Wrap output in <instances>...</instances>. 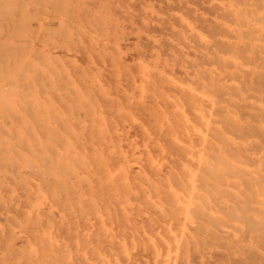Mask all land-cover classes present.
Instances as JSON below:
<instances>
[{
  "label": "rangeland",
  "instance_id": "obj_1",
  "mask_svg": "<svg viewBox=\"0 0 264 264\" xmlns=\"http://www.w3.org/2000/svg\"><path fill=\"white\" fill-rule=\"evenodd\" d=\"M74 1H76V2H74ZM109 1L110 0H108V1L107 0H73V1H71V0H0V112H2L0 114V162H1V164H0V205H1V208H0V264H23V263L25 264V262H26V264H82V263H84V264H141V263L142 264H159V263L162 264V257H163L162 254L164 251L163 249L166 247V249L170 248V250H172L175 246L173 235L175 233V225L178 222L179 209H178V206H176L175 198L172 196V195L175 196L174 192H175V190H176V192L178 190L177 189V183L178 182L176 184L174 182H176L178 180V178L180 177L179 170L181 168L183 169V168L189 167L188 158H189L190 154L196 152V149L199 150L198 148L200 146V142H199V140L197 141L195 138L196 133H195L194 129H198L200 127H201L200 129H202V130H203V128L205 129V125L203 122L204 119L200 121V122H203V124H201L199 122V119H200L199 116L204 118L205 110H204L203 106H201L195 100H193V101L191 100L189 102L184 101V100L182 101L181 95H183V98H185V100H187L189 97L192 96V94H191L192 92L189 93L188 89H186V88L184 90H182V91H184V94L181 93V91H179V89L176 90L175 86H173L174 84L173 83L171 84V82L169 80L172 77L171 80L175 81L176 80V79H174L175 76L170 75L169 77L167 76L168 78H166L165 77L167 75L166 72L161 70L162 71L161 73L160 72L157 73L155 71V67H153L154 63H156L154 60L157 59L154 57H156L157 55H162V54H160V51L163 50V48H162L163 46H161L160 48H155L154 46L158 45V43H156V41L159 42V44L163 43L161 41L163 36H162V34L159 33L162 37L159 39V38H157V36H155L156 37V40H155V39H152V38H155L153 34L156 35L158 33H155V32L151 33L150 32L153 35V36H149V39L152 37L151 38L152 40L151 39L150 40L153 43H151V41L148 40V36H147V34L149 35L150 33H147V32H149L148 30L153 31L152 30L153 28L151 29V27L154 26L153 23L155 21H157L158 19H160V17H163L167 21L169 19L166 16H164L162 14V12L161 13L156 12V11L154 12L153 11L154 9L150 5L145 7L148 11H145L143 14H142V12L137 13L138 16L140 15L139 18H138V16H137V18H134L136 16H134L133 18H127L128 16L132 17V15H134L133 13H135V11H128V12L126 11V13L118 12L117 9L119 8V6H118L119 2H116V0H114L115 1V4H114L113 1L111 0L112 3L114 4V5H111L110 4L111 2H109ZM94 2H96V3H94ZM148 2L149 1H147V4H148ZM87 4H89V5H87ZM110 6H112L113 8L115 7V9H113V10H115V12L111 11L112 7H110ZM108 7H110L111 9L110 8L108 9ZM116 7H118V8H116ZM56 9H58V10H56ZM91 9H93V10L91 11ZM78 12H80V14H78ZM120 13L122 15L126 14L128 16H125L126 18H123L124 19L123 20L122 15H120ZM155 13H157L156 15L158 18L155 17L156 15L153 18V15ZM158 13H160L161 15ZM163 13L169 14L171 12H163ZM115 14L121 16V19H118ZM175 14L177 15V12ZM172 15H173V17L176 18V15H174V12ZM172 15L170 14L169 16H172ZM4 16H5L6 20L3 19ZM115 17L118 20L115 19ZM143 17H144V19L147 18L145 20V21H147V23L144 21ZM175 18L173 20L175 27H171L169 29L170 31H172V29H174V28H176V29H174L173 31L178 30V28H177V22L178 21ZM134 19L136 21H138L139 24L142 23V22H140V20L142 19L141 20V21H143L142 24L146 23V25L148 24L150 26L149 29L147 28L148 26H146V28L148 30L142 29V28H144V25H143V27L140 26L141 28H139L137 26V28H134L135 30L131 29V31L133 30V33H134V31L137 33V31H139V29H141L140 30L141 32H138L139 34H141L140 35L141 37H145L144 32H146L147 33L146 34L147 40L149 41V43L151 45L152 44L154 45L152 47L155 48V50H150L153 48H151V45L149 43L148 44L150 45V49H147L148 47L146 46L147 51L148 52L151 51L149 53L150 55L157 54L152 58V62H147L148 65L145 61V59L147 61L149 59V57L147 59L148 53H147V51H145V48H143L145 46H141L142 44L144 45V43H147L148 41L146 40V42H145L142 39H140L141 37H139V41L141 40L144 43L141 44V43H139V41L137 43L136 41H137L139 35L137 36L136 34H133L132 32H129V34L126 35V33H128L126 31H128V30H126L125 28H122V26H123L122 24H124V26H125V23L126 24L128 23L126 25L127 27H129V26L131 27V25L136 26V24H135L136 22L135 23L133 22ZM162 19H160V20L162 21ZM160 20H158L159 24L157 22V28L159 26V29H160V27H161V29H163L162 26H164V27H166V26L164 24H161ZM111 21L113 22V24L114 23L115 24L114 25L111 24L112 23ZM148 21H150V22L154 21L153 23L151 22L153 24V26L151 25L150 22H149L150 23L149 24ZM169 21H171V20H169ZM163 23H165V22H163ZM173 23H171V24H173ZM92 24H94V26ZM155 24H156V22H155ZM106 25L107 26L113 25V27L108 26L109 27L108 28ZM119 25H120V27H119ZM160 25H162V26H160ZM166 25H168V24H166ZM104 26H105V28H107L106 29L107 31H109L111 34H113V37L110 36L111 35L110 33H109L110 37L108 35H106L109 37V38L108 37L107 38L110 39V40L107 39L108 42L109 41L115 42V44H117V42L111 41V39L116 40V39H118V35L122 34V32L123 33L126 32L125 35L123 34L121 36L122 38L119 36V39L117 40L118 45L114 46V44H111L110 42L108 43L106 41V38H104L106 36L103 33L107 32V31L106 30L104 31ZM114 26L116 28L118 27L119 29L122 28L121 30H123V29H125V30L120 31L118 28L116 29ZM95 28L96 29L98 28L99 30L98 29L96 30ZM131 28H133V27H131ZM100 29H103V30L101 31ZM117 30L120 31L119 34H118ZM162 31L164 32V30H161V32ZM116 33H117V36L114 35ZM142 33H143V35H142ZM132 34L136 35L137 37L132 36ZM159 34H158V36H160ZM114 36H116L117 38H115ZM167 36H168V40H169V38L173 39L172 38L173 35H172V37H169V34L168 35L166 34L165 37H167ZM131 37L135 38L136 41H135V39H132L130 41H132V42L134 41L135 42L134 44H138V45L140 44L138 48H137V45L134 46V44L132 42H129L128 40H126V41H128L126 43L125 40H123V38L131 39ZM120 39L122 40L121 41L122 45L119 47V45H120L119 40ZM145 39H146V37H145ZM157 39H159L160 41H158ZM165 39H167V38H165ZM162 40H164V39H162ZM174 40L176 41V39H174ZM174 40L173 41L170 40L168 42V44L173 43ZM105 43H108V45ZM131 43L134 46L133 48H137V49H135L136 53H137V50L139 48L143 52L144 51L146 52V53H143L142 51L139 52V53L146 54L144 56V57H146L145 59H144V57L141 58L143 55H141V56L139 55V58L137 59V56H138L137 55V56H135L136 57L135 59L137 60V62L136 63L134 62L136 60L134 59V57L132 55L130 56V54L133 53L132 51H134V50H133V48L131 49L132 45L128 46ZM101 44H102V47H101ZM104 44H105V46H104ZM110 44L113 45L115 49H117L116 48V46H117L118 49L114 50L112 47H108L110 49L112 48L113 50H110L108 48H107L108 49L107 50L106 48H104L107 46H111ZM170 46H172V45H170ZM14 47L15 48L17 47V48L15 49ZM184 48L188 50V48L183 47L181 49V51L183 53H185ZM156 49H158V50L160 49V50L158 52H156ZM100 51H101V53L104 52L103 55L100 53ZM114 51L115 52L118 51V52L115 53ZM168 51L169 50H167V52ZM171 52H173V51L171 50ZM187 52H189V50ZM136 53H135V55H136ZM149 54H148V56H149ZM100 55H102V56L99 57ZM164 55L165 56H162L163 59L161 58L162 62L160 61L159 64H161L162 66H164L166 68L167 65H164L162 63L164 60V63L168 64L167 61H165V59L167 60L168 58H165L166 54H164ZM36 56H38V57H36ZM151 57L152 56H150V58ZM42 59H44V60H42ZM130 60H133V62H132V64H134L133 66H135V64H137L136 65L137 66L136 72L138 71L137 73L139 75L138 74L136 75L135 70L133 68H131L133 66L130 63L131 62ZM37 61H40V62L38 63ZM43 61L45 64L42 63ZM33 62L38 63V64L35 65ZM28 63H30V64L27 65ZM32 63L35 66L32 65ZM149 63H151V64H149ZM152 63H153V66L151 67L150 65H152ZM130 64H131V67H130ZM138 65L142 68H140ZM36 66H38V67H36ZM114 66H116V67L118 66L117 67V69L119 70L118 73L115 72L116 67H114ZM35 67H36V69H38L39 73H41V74H37L38 71H35L36 70ZM149 72L150 73L152 72L151 76H150ZM155 72H156V74H154ZM115 73H116V75H117L116 77L118 78L119 81L116 80L117 78L115 77ZM147 73H148V75H146ZM162 73L163 74L166 73V74L162 75ZM131 74L133 75V77L131 76ZM20 75H22V76H20ZM153 76H155V79L153 78L154 80H157V79L160 80L161 79L163 81V83L161 80L160 81L158 80L159 81V82L157 81L158 86H156V84H155L156 81H153V80L151 81V77H153ZM177 77L178 76H176V78ZM19 78H21V79H19ZM128 78H129V81H127ZM163 78L166 79V81L168 83L166 81H164ZM148 79H150V80L148 81ZM83 80L88 82L87 83L88 87L86 86L87 84L85 83V81H84L85 84L80 83V82H83ZM139 80H140V82H139ZM143 80H146V81L143 82ZM147 81H148V85L150 87H148ZM151 82H152V84H154V86L150 85ZM153 82H155V83H153ZM164 83H165V87L169 86L168 88L167 87L165 88L166 90L164 88L161 89V87H159V86H163ZM93 84H95L96 86ZM113 84H118V85L116 86ZM38 85L41 87H39ZM91 85H93L98 90V91H96V92H98V94L96 92H95V94H97L98 97L101 94L105 95L104 97H103V95H101L102 99L104 98V100H105L107 98L105 103H108V105L110 104V107H107V105L105 104L104 108L106 109V111L104 109V111H105L104 114H103V109H102L103 105H101L103 103V101L101 100L102 103L100 101H98L99 98L96 97L94 94V91L96 89H94L93 91L91 90L93 88L89 89V87ZM131 85L133 86V88H131ZM145 85H147V86L145 87ZM114 86L116 88L114 89V91H112ZM67 87H69V89ZM85 87L88 89H86ZM143 87L146 88L148 91L143 92V89H144ZM153 87H154V89H153ZM155 87H156V89H155ZM110 88H112L111 91H110ZM150 88L152 91H150ZM12 89H14V90H12ZM83 89H86L85 93H84ZM100 89L103 90L102 93H101ZM128 89H130V92ZM160 89L162 91H160ZM169 89H171V90H169ZM10 90L13 93H16V91H18V92L16 94H13V93H11ZM72 90L74 92L73 96L71 93ZM136 90H138V91H136ZM121 91H122V93H121ZM133 91H134V93L132 96L131 92H133ZM178 91L181 94H177ZM26 92H29V93H26ZM167 92H170L172 94L173 100H172V98H169V97H171L169 93H168L169 97L167 98V96H168ZM112 93H117V95L114 96L115 94H112ZM142 93H143V95H141ZM146 93H148L149 95H146ZM24 94L26 95L25 97H24ZM28 94H29V96H28ZM91 94H92V97L90 96L91 97L90 99H93V100H90L88 98V96ZM121 94H124V96ZM158 94H159V97H158ZM185 94L187 95V97L184 96ZM74 95L78 96V98L75 99ZM107 95H108V97H107ZM119 95H121L122 98L124 97L123 98L124 101L119 98ZM188 95H190V96H188ZM147 96H149V97L147 98ZM152 96L155 99L151 98ZM155 96H157V97H155ZM179 96H181V97H179ZM110 97L112 99H109V100H112V101L108 100V98H110ZM129 97L130 98L132 97L133 99H130ZM25 98L28 100V102L31 106L29 104L26 105L27 107L24 105L23 102L26 101L25 103H28ZM29 98H31V99H29ZM71 98H73V99H71ZM117 98L120 99L121 101L120 100L118 101ZM144 98H147L148 101L146 100L147 101L146 102L144 100ZM150 98H151V100H150ZM24 99H25V101H24ZM169 99L171 101H175L176 103L168 101ZM19 100L21 102L23 100L22 104H21V102H19ZM134 100L135 101L137 100L138 102L136 101L135 103L133 102V104H131L132 101H134ZM158 100L160 102H158ZM30 101H33V102H30ZM90 101H91V103H90ZM115 101H116V104H115ZM121 102H122V104H121ZM148 102L150 103V105H149V107L148 106L146 107V105L149 104ZM38 103H39V105H38ZM59 103L61 105L63 103L66 106L65 107L66 109L63 108L64 107L63 105H62V109H61V106ZM85 103H87V104L85 105ZM112 103L115 104V105L113 104V107L111 106ZM119 103L122 106L119 105ZM193 103H195V104H193ZM196 103H198V105ZM83 104H84V107H83ZM117 104H118V106H117ZM129 104H131L130 105L131 107L128 106ZM142 104H144V105H142ZM173 104H175L176 107L173 106ZM177 104L179 107H177ZM16 105H18L19 107L18 106L16 107ZM20 105H24L28 109L26 110V108L24 106L23 107L25 109L23 107L21 109ZM32 105H34V106H32ZM91 105H93V106H91ZM185 105H189V107L188 106L186 107ZM5 106H6V108L9 107V109H6ZM39 106L41 107V111H39V109H40V108H38ZM73 106H77V107H75V109H77L75 111V113L73 110L74 108L70 109ZM135 106H138L139 109L138 108H136V109H138L139 111L142 110L139 113L140 115L138 114V116H141L146 111H147V113L149 112L151 114L145 113L141 116V118L137 117L135 114H137L139 111L136 110L137 113L133 111L135 109ZM180 106L185 107L184 109L182 108L184 115L181 113L182 111H180V109H181ZM200 106L202 109L199 108ZM33 107H36V109L37 108L38 109L36 110ZM85 107H86V109H85ZM127 107H130V108H127ZM132 107H134V108L132 109ZM196 107H198L197 110H196ZM17 108H19V110ZM46 108H48V109H46ZM67 108H68V110H67ZM147 108L150 111H148ZM160 108H162V110H160ZM23 109H24V111L28 112L27 117L25 115L26 112H24ZM51 109L54 111L52 112ZM94 109L96 111L102 110V112L96 113V111ZM108 109H110V110H108ZM113 109H114V111H113ZM128 109H130V110H128ZM176 109H178V110L176 111ZM194 109L196 112L194 111ZM198 109H201V111ZM13 110H15V111H13ZM32 110L33 111L36 110V111L31 112ZM44 110H47V111H44ZM50 110L53 113V115L55 116L56 120L53 117V115H51ZM90 110H92L93 112L91 113ZM107 110H108V112H107ZM116 110H120V111L117 112ZM157 110H159V111H157ZM188 110L192 111V112H189ZM12 111L14 112V114H12L13 113ZM37 111H39V112H37ZM83 111H86V113L88 112L89 114L87 113V114H85V116L88 115L90 117L87 116L88 118L87 117L83 118V114L85 113V112L82 113ZM109 111H110V113H109ZM193 111L195 113H193ZM197 111H198V113H197ZM8 112H12L11 116H10V113L7 114ZM16 112H18L19 115ZM21 112L24 114H22ZM40 112H42V113H40ZM43 112L46 114L45 116H44ZM80 112L82 115L80 114ZM115 112H117L118 115L115 114ZM129 112H132V115H130L131 113H129ZM202 112H204V113H202ZM15 113L18 117H12L13 115H15ZM119 113H121V114H119ZM35 114H37V115L40 114L38 117H40L41 119L38 118ZM113 114H115L117 116L118 121L120 120L121 123L124 124L122 126L120 125L122 128L121 130L119 129L120 128L119 127L120 121L117 122L118 123L117 124V123H114V120L116 122L115 118H112V117L107 118V116H109V115L114 116ZM165 114L167 117H165ZM175 114H176V116H175ZM20 115H22V116H20ZM23 115H24V117H23ZM33 115L36 117H34ZM91 115L93 117H91ZM97 115H98V118H96ZM105 115H106V118H105ZM155 115H157L156 117H158L157 120H155L156 117L152 118ZM182 115H183V117H182ZM194 115H195V117L193 118ZM3 116H4V118H3ZM5 116H7L8 118H6ZM50 116L53 117V119H50ZM121 116H123V119L126 116V118H125L126 120L123 121ZM184 116H185V118H184ZM29 117H30V119H29ZM57 117H58V119H57ZM71 117L73 120L71 119ZM94 117H95V119H94ZM142 117H143V119H142ZM149 117L153 120H151V121L147 120ZM161 117H164V118H161ZM168 117H170L171 119ZM15 118H20V121H19V119H17V121H16ZM69 118H70V120H69ZM99 118H101L100 119L101 123H98V125H96V121L99 120ZM166 118L168 120L170 119L172 124L170 123V120L167 121ZM191 118L193 120H191ZM38 119H40L41 122H42V120L45 122H42V123L40 122L39 124H36L39 122ZM88 119H89V122H91V123H89L87 121ZM109 119H111L110 122H112V123H109L110 127L113 124L112 125L113 127H111V128L109 127V125H107L109 122ZM7 120H9V121L7 122ZM29 120H30V122H26ZM91 120L94 122V124L92 123ZM141 120L144 121V124L146 123L145 126H143L144 124ZM187 120H188L190 125L188 124V122H186ZM31 121H32V123H31ZM140 121H141V123H140ZM9 124L12 127L9 126ZM28 124H30L29 126H32L33 124L34 125L32 127L28 128L29 130L27 131L26 128L29 127ZM137 124L140 125V127ZM152 124L155 127L151 126V127H149L150 129L148 127H146V126H149ZM173 124H174V126H173ZM136 125L139 127V129L136 128ZM97 126H99V128H97ZM142 126H143V128H142ZM162 126L164 127V130L162 129L163 132H160V131H162L160 129ZM169 126L172 127V128L170 127V129H172L171 131L168 130ZM173 127H175V128H173ZM14 128H15V130H14ZM113 129H114V134L112 133ZM123 129H124V131H123ZM143 129H145V130H143ZM174 129L177 132H172V131H175ZM97 130H99L98 132L101 131V134H103V136H98L101 134H99L97 132ZM140 130H143L144 132L141 131L142 133L139 136L138 134L140 133L139 132ZM110 131H111V135H112L111 137H113V136L114 137L116 136V138L118 137L117 138L118 142H117L116 138H115V141L113 140L114 138L110 139L111 138V137H109ZM120 131H123V132H120ZM149 131H151V132H149ZM156 131H158V132L155 134ZM25 132H27L28 134ZM118 132H119V134H118ZM131 132H132V134H131ZM133 132H135V133L133 134ZM181 132H183V133H181ZM22 133L24 136L20 135ZM123 133H126L127 134L126 136L129 135L130 137L129 138L126 137L125 134L123 135ZM174 134H175V136H174ZM27 135H28V137H26ZM120 135L121 136L123 135L126 138L125 137L123 138V136L120 137ZM137 135L139 137L144 135V137H142L141 139H145V142H140L141 139L138 138ZM148 135H149V138L152 136L151 137L152 141H151V139H147ZM102 137H105V139L102 140L103 142L99 141L100 139H102ZM159 137H161V138H159ZM175 137L176 138L178 137V139H176V140H178L176 144H175L176 140H174ZM192 137L194 139V142L197 144L195 147H194L195 143L191 141ZM107 138H109V139H107ZM120 138H121V140L123 138L125 140V141L123 140V143L124 142H126V143L121 144L122 141L120 140ZM47 139H48V141H47ZM89 139H91V140H89ZM92 139L97 140V143L94 142ZM146 139L148 141L149 140L151 141V142L149 141V143H150L149 145H151L153 143L152 144V146L154 147V148L152 147L153 150L149 148L150 146L148 145V141H146ZM165 139H167L166 141H168V142H169V139H170V141L172 140L171 142H169L171 145L168 144V142H167V144H165V142H166V141H164ZM104 140H106L107 143L111 142L112 147L111 146L109 147L108 146L109 144L107 145L106 142H104ZM108 140H111V141H108ZM132 140H134L136 142L134 144H132ZM15 141H17V142H15ZM84 141H85V144L82 143ZM89 141L90 142L93 141L94 143L93 142L87 143ZM98 141L101 143V145L98 144ZM173 141H174L173 144L175 146L177 145V147L172 146ZM180 141H181V143H180ZM31 142H33V143H31ZM37 142H38V144H37ZM73 142L76 143V146H75V144H73ZM79 142L81 144L80 145L81 147H79ZM114 142L115 143L117 142L118 144L115 145ZM137 142L141 143L142 145L141 146H140V144L138 145ZM29 143L32 146L29 145ZM40 143H41V145H40ZM92 143L94 145L92 147H90V150H88L89 146H91ZM102 143L103 144L105 143L107 146L105 144L103 145ZM143 143H145V144H143ZM156 143H158L161 146V147L157 148L159 150V152L161 153L160 155L158 154V150L155 148L158 146V144H156ZM8 144H12L11 146L13 147L14 150ZM17 144H18V146L21 145V147H23L24 151L21 152V154L23 153L22 155H19V152L22 150V148L18 147V146L14 147ZM128 144L130 145V147ZM37 145L39 146V148L44 147L46 145L45 148H43V149H45L47 151H45V150L41 151L43 149H39ZM102 145L104 146V148H102ZM117 145L119 146L120 150L118 149ZM9 146L11 147L10 150L8 148ZM29 146H30V148L32 147L31 149L29 148L30 151L27 149ZM33 146H34V149H33ZM48 146L50 149H48ZM84 146H85V148H84ZM99 146L101 148H99ZM125 146H127V147H125ZM182 146H184V147L181 148ZM3 147H6V148H3ZM35 147H36V149H35ZM72 147H74V149ZM97 147L99 150L97 149ZM173 147H175V148L173 149ZM24 148L28 151H26ZM37 148H38V150H37ZM76 148L77 149L79 148V150L77 151ZM133 148H135V149H133ZM144 148L145 149L147 148L150 151L149 150L145 151ZM176 148L177 149L180 148V150H177ZM16 149L18 150V154L15 155V153L17 152V151H15ZM82 149L83 150L86 149L87 151L86 150L83 151ZM94 149H96L97 152ZM115 149H118V150H115ZM128 149H130V151ZM136 149L139 150V152L143 156L139 155L140 154L139 152L137 154V152L135 151ZM154 149H156V150H154ZM163 149H164V151H162ZM187 149H189V150L187 151ZM48 150H51L52 152L48 151ZM53 150L55 151L54 153L57 152L56 155H54ZM100 150H101V152H103L102 150H104V152L101 153ZM125 150H127V152ZM141 150H143V151L141 152ZM13 151H15V152H13ZM37 151H39V152L41 151L43 154L41 152L36 154ZM69 151H71V154ZM90 151H91V153L94 152L95 154L93 153V155L89 158V156L91 154H88L89 155L88 156L87 153L86 154H84V153L85 152L90 153ZM165 151H166V153H165ZM46 152H48L47 155H46ZM78 152L79 153L83 152V153L82 154L80 153V156H79ZM114 152H116L117 155ZM147 152H150V153L147 154ZM151 152L153 154L152 156H150ZM27 153L29 156L28 155L25 156V154H27ZM96 153L97 154L101 153V154H98L99 156L100 155L101 156L99 157ZM108 153H109V158H111V160L108 158V155H107V157H105L106 162L105 161L102 162L104 160V156H106V154H108ZM113 153L116 155V157L114 156ZM154 153H157V154L154 155ZM188 153H189V155H188ZM40 154H42L41 156L46 155L45 158L44 157L42 158L40 156ZM75 154H77V155L75 156ZM102 154H104V155L102 156ZM131 154H132V156H131ZM144 154H145V156H144ZM64 155L68 156V157H69V155H71V156H70V158H63V157H65ZM111 155H112V157L113 156L114 157L112 158ZM120 155H122V157ZM148 155L152 158H154V156H156V157L159 156L161 158L158 157L159 159L155 158V160H153L151 158V161H150V160H147V157H149ZM10 156L11 157L17 156V157L12 158V160L15 159L14 161H11L12 163H10V160H11ZM32 156H33V158H32ZM38 156L40 159L38 158ZM72 156H74V157H72ZM78 156L80 157V159H77V158H79ZM133 156H135V157L132 158ZM139 156H140V158H138ZM18 157H19V159H17ZM20 157L26 163H27V161H28V163H29V161L31 163L24 164L25 163L24 161H22L20 163V161H19ZM84 157L86 158V160L90 159L89 161H87L88 163L84 160L85 159ZM173 157L174 158L176 157L174 160H176L175 162L178 163V165L176 163L172 162V161H174ZM35 158H37L38 160L37 159L35 160ZM47 158H49V159H47ZM53 158L54 159L56 158V159L54 160ZM62 158L64 159L65 162L62 161L63 160ZM71 158L77 159L79 161V163H75L74 161H76V160L74 159V161H73ZM92 158H94V159L96 158L97 160H99L101 162L98 163L96 159L94 161V159H92ZM116 158L118 160H116ZM126 158H127V160H126ZM168 158L170 161L168 160ZM44 159H47L51 163L46 162V160H44ZM66 159L67 160L69 159V162ZM130 159H131V162H130ZM144 159L147 161L143 162ZM156 159H158L159 161L158 160L156 161ZM160 159L161 160L163 159V160L161 161ZM164 159H167V160H164ZM39 160H40V163H39ZM107 160H110L111 163ZM114 160H116V161H114ZM119 160H121L122 162ZM138 160H140L139 162H141L142 160L143 161L141 163H139ZM15 161H16V163H18V162L19 163L17 165L16 164L14 165ZM44 161L46 162V163H44L45 165L42 164V166H41L40 164L43 163ZM117 161H119L118 162L119 164L115 163ZM67 162H68V164H67ZM71 162L73 164H71ZM82 162H83V164H82ZM91 162L92 163L95 162V163L92 164ZM96 162H97V164H96ZM108 162L110 164H108ZM129 162H130V164H129ZM137 162L139 164H137V165L134 164ZM157 162H158L159 166L164 165L162 168L164 171L167 170V172H164L163 170H159L161 167L156 165ZM63 163H64V165H66V167L63 165ZM104 163H106V164H104ZM144 163H146V164H144ZM154 163L156 166V167L155 166L154 167L157 168L158 170L153 169ZM78 164L79 165L81 164L80 168H79ZM116 164H117V166L114 167ZM143 164L146 166H144ZM149 164L150 165L152 164V165L150 166ZM33 165L37 166L38 168L37 167H36V169L32 168ZM93 165H95V168L97 170H95V168L92 167ZM142 165L146 168H147V165H149L150 168L148 167V170H150L152 168L151 169L153 171L152 175L150 174L152 171L151 172L147 171L146 168L142 167ZM28 166L30 167V169ZM45 166H46V168H45ZM54 166L57 168H55ZM58 166L61 167L60 170H59ZM85 166H88V168ZM177 166L179 167V170H178ZM99 167H102V170H101V168L99 169ZM107 167L109 169L112 168L113 170L111 169L109 172ZM132 167H134L133 171L135 170L134 174L136 172L137 175L136 174L133 175ZM17 168H18V171H17ZM65 168H66V170H65ZM72 168L74 170H72ZM78 168H79V170H78ZM84 168H85V170H83ZM135 168H137V170L139 172ZM38 169H39V171H38ZM75 169H76V171H75ZM90 169H91V171H90ZM130 169H131V172L129 173ZM142 169H143V171L145 169L148 173L142 172ZM175 169H176V171H175ZM56 170L57 171L59 170V171L57 172ZM77 170L79 171V173ZM81 170H83V171H81ZM100 170L104 171V173H106V174H104ZM107 170H108V172H106ZM12 171H14V172H12ZM22 171L24 174L22 173ZM66 171H68V172H66ZM88 171H90L89 172L90 174L88 173ZM92 171H93V173H92ZM95 171H96V173H95ZM64 172L67 174L71 172V174H69L70 178H67L66 176H68V175L67 174L65 175ZM72 172H73V174H72ZM76 172H77V174H76ZM80 172L82 174H80ZM124 172H126V173H124ZM172 172H174V173H172ZM1 173H2V175H1ZM56 173L57 174L59 173V175L57 176ZM84 173H86V174H84ZM114 173H115V175H114ZM121 173L125 174V175L127 173H129L127 175H130V177H132L131 175H133V178H129L130 179V181H129V179H127L129 176H127V175L121 176L122 175ZM163 173H165V174H163ZM19 174H21V175H19ZM87 174H89V175H87ZM118 174H120V176H121L120 179H119ZM161 174L164 177L161 176ZM63 175H65V176H63ZM103 175H107V176H103ZM176 175H178V176L176 177ZM33 176H35V177H33ZM37 176H38V178H37ZM60 176H62V177H60ZM81 176L84 179L82 181H80V180L78 181V179L82 178ZM135 176L136 177L138 176V177L136 178ZM73 177L74 178L76 177L77 179L76 178L74 179ZM146 177H147V179H146ZM170 177H172V179H173V177H176V178H174L172 180ZM66 178L68 179V181ZM138 178H140V179H138ZM8 179H9V181H8ZM64 179H65V181H64ZM114 179H116V180H114ZM141 179H143V180H141ZM169 179H170V182L167 181ZM92 180H93V182H92ZM174 180H176V181H174ZM73 181H75V184L73 183ZM101 181H102V183H101ZM142 181H145V182L143 183ZM49 182H51V183L48 184ZM95 182H96V184H95ZM125 182H126V184H125ZM19 183H20L21 187L23 186L21 189L19 188ZM52 183L55 184V187L57 188V190L54 187V184H52ZM83 183H84V185H83ZM112 183H113V187L111 186ZM117 183L120 185L117 186ZM127 183H128V185L132 186V189H131V186L127 185ZM34 184H35V187H33ZM46 184H48V185H46ZM154 184H155V186H154ZM174 184H175V186H174ZM169 185H171V187H168ZM70 186H72V187H70ZM85 186L87 187L88 190H86V188H84ZM157 186H158V188H157ZM26 187H27V189H26ZM49 187H50V189H49ZM71 188H73L75 192L72 191ZM41 189H42V191H41ZM46 189L49 193L46 192ZM135 189H137V191ZM130 190H133V191H130ZM97 191H99V192H97ZM138 191H140V192H138ZM172 191H174L173 194H172ZM28 192H29V194H28ZM86 192H88V193H86ZM95 192H96V194H94ZM158 192H159V194H158ZM21 193H22V195H20ZM50 193H52L51 194L52 196L50 195ZM40 194H42V195H40ZM47 194H49L48 197H47ZM120 194H121L122 198L120 197ZM60 195H62V196H60ZM128 195L131 197H128ZM139 196H140V199H139ZM72 197H74V199ZM118 197H120V198H118ZM131 198H133V199H131ZM172 198H174V200ZM75 200H77V202ZM137 200H139L140 203ZM152 200H154L155 202ZM52 201L54 202V204ZM81 201H83L84 203H82ZM142 201H145V202L147 201V202L145 203ZM127 202L128 203L130 202V203L128 204ZM174 203H175V205H174ZM151 204H152V206H151ZM46 205H48V206H46ZM173 205L175 206V209L177 208L176 210L173 208L174 207ZM146 206L148 208L149 207L150 208L148 209ZM116 208L119 210H117ZM157 208H159L158 211H157ZM146 211L149 214L146 213ZM54 212H56V213H54ZM117 212H119L120 215H118L119 213H117ZM44 214H46V217L44 216ZM143 214H145L146 216ZM140 215H141V217H140ZM142 217H144V218H142ZM97 218H99V219H97ZM155 218H156V220H155ZM140 221H141V223H140ZM5 225L7 228H4ZM162 225L164 227H162ZM62 227L65 230H63ZM6 229L9 230L8 233H6V231H7ZM61 231H64L63 234L61 233ZM91 235H93V237ZM116 235H118V236H116ZM70 236H72V237H71V240L69 239L70 240L69 241V240H67V238H70ZM32 237H33V239H32ZM87 239H89V241ZM1 240H2V242H1ZM19 240H20V242H19ZM21 240H23V242ZM86 251L88 252V254ZM159 251H161V252H159ZM21 252L22 253L25 252V253L22 254ZM123 252H125V253H123ZM38 254L40 256H38ZM6 255L8 258L5 257ZM11 255L13 258H11ZM25 255H27V256H25ZM88 257H90V258H88ZM120 257H121V259H120ZM78 258H80L81 260ZM105 258H106V260H105ZM88 259H91V260H88ZM107 261H110L111 263L107 262Z\"/></svg>",
  "mask_w": 264,
  "mask_h": 264
},
{
  "label": "bare ground",
  "instance_id": "obj_2",
  "mask_svg": "<svg viewBox=\"0 0 264 264\" xmlns=\"http://www.w3.org/2000/svg\"><path fill=\"white\" fill-rule=\"evenodd\" d=\"M71 1H73V0H71ZM108 1V0H107ZM113 1V3L115 4V1L114 0H112ZM112 1L110 0L109 2H111L110 4L111 5H114L113 3H112ZM147 1H149L148 2V4H147ZM74 2H76V1H74ZM88 2V1H87ZM92 2V1H91ZM116 2H119L118 3V6H119V8L118 7H116V8H118L117 9V11L118 12H124V13H126V11L128 12V11H135V13L137 14L138 12H142V14L145 12V11H148L145 7L146 6H148V5H150L154 10V12L156 11V12H162V14L164 15V16H166L169 20H171V21H167V20H165L163 17H160V19H162V21L160 20V19H158V20H160L161 21V24H164L166 27H164V26H162V25H160V26H162V28L163 29H161V27H160V29L161 30H164V32L162 31L161 32V30L159 29V26H158V28H157V22H158V20L157 21H155L156 22V24H155V22L154 21H151L153 24H154V26H153V24L150 22V21H148V23L150 22L151 23V25L153 26V27H151V29L153 30V31H151V30H148L149 28H150V26L147 24L146 25V23H147V21H145L146 19H144V17H143V19H144V21L146 22V23H144V24H142L143 23V21H141L140 20V22H142L141 24H139L138 23V21H136L135 19H134V23L136 24V26H134V25H131V27H133V28H131L130 26L129 27H127L126 25L128 24H126L125 23V26H124V24H122L123 26H122V28H125L126 30H128V31H126V32H128V33H126L125 31V33H126V35L127 34H129V32H132L133 33V30L131 31V29H134V28H137V26L139 27V28H141L140 26H142L143 27V25H144V28H142L143 30H148L149 32H147V33H153V32H155V33H160V34H162V36L160 35V36H158V34H153L154 35V37L155 36H157V38H161L162 37V39H164V40H162L161 39V41L163 42L162 44H159V42H157L156 41V43H158V45H156V46H154L153 44L151 45L150 43H149V41H151L152 39H155L156 40V37L155 38H150L149 39V36H153L151 33L148 35L146 32H144V34H145V37H146V39H145V37H141L140 35L141 34H139L138 32H141L140 30L141 29H139V31H137V33L134 31V33L133 34H136L137 36H138V39H137V41H136V39L135 38H132L131 37V39H126V38H123V40H125V42L127 43L128 41L129 42H132V41H130V40H132V39H135V41L138 43V41H139V37H141L140 39H142L143 41H145L146 42V40H147V36H148V42L147 43H144L143 41H139V43H144V45L142 44L141 46H145V47H143V48H145V51H147V49H150V45H151V48H153L152 46H154L155 48H160L161 46H163L162 48H163V50L162 51H160V54H162V55H157V54H153V55H150L149 53L151 52L150 50H155V48H153V49H150L149 51L150 52H148L147 51V53L149 54V56H148V54H147V59H148V57H149V59H148V61L145 59L146 57H144L146 54H143V53H146L145 51L143 52L140 48L137 50V53L135 52V49H137L138 47H139V45L138 44H134L135 42L133 41L132 43L134 44V46H136L137 45V48H133L134 46L132 45V43L131 44H129L128 46H130V45H132V47H131V49L133 48V50L134 51H132L133 53H131L130 54V56L132 55L133 57H134V59L136 58L135 56H137V59L139 58V55L141 56V55H143L141 58H143L144 57V59H145V61H146V63L147 62H152V58L155 56V55H157L156 57H154V58H157L156 60H154L156 63H154V66H153V63H152V65H150L151 67L153 66V67H155V71L157 72V73H161L162 71L161 70H163L164 72H166L167 73V75L165 76L166 78H168L170 75L171 76H175V78L174 79H176L175 81H173V80H171V78L169 79L170 80V82H171V84L173 83L174 85L173 86H175V89L176 90H178L179 89V91H181V93H183L184 94V91H182V90H184L185 88L186 89H188V91H189V93H191L192 94V96L191 97H189L187 100H185V98H183V95H181L182 96V101L184 100V101H187V102H189V101H193V100H195V101H197L201 106H203V108H204V110H205V116H204V118H202L201 116H199V122L201 121V120H203V122H204V125H205V129L203 128V130L202 129H200V128H198V129H194V131H195V133H196V140L198 141L199 140V142H200V146H199V150H197L196 149V152H194V153H191L190 154V156H189V158H188V160H189V167H186V168H181L180 170H179V167H178V170H179V174H180V177L178 178V180L176 181V180H174V181H176V182H174L175 184L177 183V192H176V190H175V192L174 191H172V194H173V192H174V194H175V196L174 195H172L174 198H175V203H176V206H178V209H179V214H178V222H177V224L175 225V233H174V235H173V239H174V248L172 249V250H170V248H167L166 249V247L163 249L164 251H163V257H162V264H264V0H116ZM79 3V2H78ZM94 3H96V2H94ZM87 5H89V4H87ZM90 7V6H89ZM110 7H112V6H110ZM110 7H108V9L110 8ZM122 7V8H121ZM82 8V7H81ZM91 8V7H90ZM121 8V9H120ZM60 9V8H59ZM111 9V8H110ZM113 9H115V7L113 8L112 7V9H111V11H113V12H115V10H113ZM7 10V9H6ZM56 10H58V9H56ZM93 9H91V11H92ZM95 10V9H94ZM31 12V11H30ZM163 12H171V13H163ZM173 12H174V15H176L175 13L177 12V15H176V18L175 17H173ZM135 13H133L134 15H132V17L130 16H128V15H122L121 13H120V15H122V19L123 18H126L125 16H128L127 18H133L134 16H136V17H134V18H137V16H138V14L136 15ZM160 13H158V14H160ZM78 14H80V12H78ZM113 14V13H112ZM146 14V13H145ZM157 13H155L154 15H153V18H154V16L156 15ZM172 15V16H169V15ZM87 15V14H86ZM114 15V14H113ZM116 15V14H115ZM161 15V14H160ZM80 16V15H79ZM117 16V18L118 19H121V16H119V15H116ZM124 16V17H123ZM140 16V15H139ZM139 16H138V18H139ZM155 17H157V15L155 16ZM165 17V18H166ZM116 17H115V19H117ZM158 18V17H157ZM171 18V19H170ZM174 18L175 19H177V28H178V30H175V31H173L174 29H176V28H174V29H172V31H170L169 29L171 28V27H175V25H174V23H173V20H174ZM4 20H6L5 19V16H4V18H3ZM99 19V18H98ZM117 19V20H118ZM97 20V19H96ZM114 20V19H113ZM124 20V19H123ZM90 22V21H89ZM102 22V21H101ZM112 22V21H111ZM163 22H165V23H163ZM169 22V23H168ZM91 23V22H90ZM149 23V24H150ZM171 23H173V24H171ZM24 24V23H23ZM103 24V23H102ZM106 24V23H105ZM111 24H113V22L111 23ZM115 24V23H114ZM113 24V25H114ZM120 24V23H119ZM139 24V25H138ZM158 24H159V22H158ZM166 24H168V25H166ZM172 26H171V25ZM93 26H94V24H92ZM100 25V24H99ZM113 25H108V26H112L113 27ZM96 26V25H95ZM107 26V25H106ZM107 26V27H108ZM146 26H148L147 28H146ZM115 27V26H114ZM119 27H120V25H119ZM169 27V28H168ZM88 28V27H87ZM103 28V27H102ZM109 28V27H108ZM116 28V27H115ZM114 28V29H115ZM118 28V27H117ZM116 28V29H117ZM122 28H118L120 31H123V30H125V29H123V30H121ZM25 29V28H24ZM90 29V28H89ZM96 29V28H95ZM98 29V28H97ZM96 29V30H97ZM107 28H105V26H104V31L106 30ZM44 30V29H43ZM99 30V29H98ZM101 31L103 30V29H100ZM119 30H117V32H118V34H119ZM135 30V29H134ZM138 30V29H137ZM107 31V30H106ZM157 31V32H156ZM159 31V32H158ZM29 32V31H28ZM52 32V31H51ZM50 32V33H51ZM143 32V31H142ZM108 33V34H107ZM110 32L109 31H107V32H104L103 34H105V36L106 35H110L109 34ZM125 33H123L122 32V34H120V35H118V39H119V36L121 37L123 34L125 35ZM165 33V34H164ZM132 34V36H136V35H133ZM146 34H147V36H146ZM164 34V35H163ZM168 35L169 34V37H172V35H173V39H171V38H169V40H168V36L167 37H165V35ZM172 34V35H171ZM114 35H116L117 36V33L116 34H114ZM142 35H143V33H142ZM108 36H106V37H104V38H106V41L108 42V40H110V39H108L110 36H112L113 37V34H111L109 37ZM116 36H114L115 38H117ZM136 36V37H137ZM108 37V38H107ZM167 38V39H165V38ZM122 38V37H121ZM108 39V40H107ZM118 39H111V41H116L117 42V44H115V42H110L111 44H114V46L115 45H118ZM159 39H157L158 41H160ZM174 39H176V41L174 40ZM126 40H128V41H126ZM168 40V41H167ZM170 40H174V42L173 43H170V44H168V42L170 41ZM27 41V40H26ZM121 39L119 40V47L122 45V43H121ZM47 42V41H46ZM108 42V43H109ZM124 42V41H123ZM176 42V43H175ZM108 43H105V44H107L108 45ZM150 45H149V44ZM151 43H153L152 41H151ZM155 43V44H156ZM38 44V43H37ZM40 44V43H39ZM99 44V43H98ZM105 44H104V46H105ZM110 44V45H111ZM170 45H172V46H170ZM114 46L113 45H111V46H107V47H104V48H108V47H112L114 50H117L118 49V47L116 46V48L117 49H115L114 48ZM148 48H147V47ZM101 47H102V44H101ZM183 47H186V48H188V50H189V52H187L188 50L187 49H185V53H183L182 51H181V49L183 48ZM15 48V47H14ZM17 48V47H16ZM15 48V49H16ZM100 48V47H99ZM103 48V49H104ZM110 49V48H108V49H110V50H113V49ZM142 48V47H141ZM142 48V49H143ZM147 48V49H146ZM11 49V48H10ZM98 49V48H97ZM96 49V50H97ZM107 49V50H108ZM130 49V48H129ZM130 49V50H131ZM160 50V49H159ZM158 49H156V52H158L159 51ZM167 50H169L168 52H167ZM171 50L173 51V52H171ZM187 50V51H186ZM99 51V50H98ZM102 51V50H101ZM101 51H100V53H101ZM104 51V50H103ZM140 51H142L143 53H139ZM115 52V51H114ZM118 51H116L115 53H117ZM99 53V52H98ZM104 53V52H103ZM103 53H101L102 55H103ZM135 53H136V55H135ZM153 53V52H152ZM155 53V52H154ZM134 54V55H133ZM164 54H166V57L165 58H168L167 60L165 59V61H167V63L168 64H166V63H164V60H163V63L162 64H164V65H167V67L165 68L164 66H162L161 64H159V62L161 61L162 62V59H163V57L162 56H165ZM102 55H100L99 57H101ZM40 56V55H39ZM150 56H152L151 58H150ZM36 57H38V56H36ZM45 58V57H44ZM162 58V59H161ZM42 60H44V59H42ZM136 60V59H135ZM151 60V61H150ZM131 62V64H132V62H133V60H130ZM139 61V60H138ZM30 62V61H29ZM35 62V61H34ZM33 62V63H34ZM38 63L40 62V61H37ZM135 63L137 62V60L136 61H134ZM142 62V61H141ZM32 63V65H36V64H38V63H34L33 64ZM42 63H44V61L42 62ZM140 63V62H139ZM144 63V62H143ZM30 63H28L27 65H29ZM45 64V63H44ZM131 64H130V67H131ZM141 64V63H140ZM145 64V63H144ZM149 64H151V63H149ZM34 65V66H35ZM134 64H132V66H133ZM137 64H135V66H133V67H131V68H133L134 70H135V73H136V75L138 74L137 72H136V68H137V66H136ZM147 65H148V63H147ZM39 66V65H38ZM38 66H36V67H38ZM46 66V65H45ZM139 66V65H138ZM36 67H35V69H36ZM114 67H116V66H114ZM118 67V66H117ZM117 67H116V69H115V72H117L118 73V69H117ZM140 67V66H139ZM90 68V67H89ZM140 68H142V67H140ZM139 68V69H140ZM25 69V68H24ZM33 69V68H32ZM150 69V68H149ZM160 70V71H159ZM35 71H38V69H36ZM75 71V70H74ZM78 72V71H77ZM156 72L154 73V74H156ZM33 73V72H32ZM134 73V74H135ZM150 73V72H149ZM152 73V72H151ZM151 73H150V76H151ZM166 73H164V74H166ZM19 74V73H18ZM37 74H41V73H39V71L37 72ZM120 74V73H119ZM153 74V75H154ZM163 73H162V75H164ZM36 75V74H35ZM139 75V74H138ZM146 75H148V73L146 74ZM20 76H22V75H20ZM19 76V77H20ZM32 76V75H31ZM76 76V75H75ZM117 75H116V73H115V77H116ZM131 76L133 77V75L131 74ZM130 76V77H131ZM168 76V77H167ZM176 76H178L177 78H176ZM147 77V76H146ZM145 77V78H146ZM117 78V77H116ZM149 78V77H148ZM155 79V76H153V77H151V81L153 80V81H156V83L155 82H153V83H155L156 84V86H158L157 84V81L159 80V79H157V80H154ZM159 78V77H158ZM19 79H21V78H19ZM18 79V80H19ZM40 79V78H39ZM67 79V78H66ZM144 79V78H143ZM164 79V78H163ZM36 80V79H35ZM68 80V79H67ZM87 80V79H86ZM117 81H119L118 80V78L116 79ZM147 80V79H146ZM146 80H143V82H145ZM150 79H148V81H149ZM161 80V79H160ZM159 80V81H160ZM38 81V80H37ZM69 81V80H68ZM82 81V80H81ZM84 81L85 80H83V82H80L81 84H83L84 83ZM127 81H129V78L127 79ZM148 81H147V85H148ZM158 81V82H159ZM162 81V80H161ZM164 81H166V79H164ZM90 82V81H89ZM135 82V81H134ZM137 82V81H136ZM139 82H140V80H139ZM138 82V83H139ZM142 82V83H143ZM167 82V81H166ZM72 83V82H71ZM85 83L87 84L88 82L87 81H85ZM84 83V84H85ZM129 83V82H128ZM127 83V84H128ZM162 83H163V81H162ZM168 83V82H167ZM23 84V83H22ZM21 84V85H22ZM38 84V83H37ZM70 84V83H69ZM90 84V83H89ZM92 84V83H91ZM145 84V83H144ZM24 85V84H23ZM93 85H95V84H93ZM93 85H91L90 87H89V89L90 88H93V89H91L92 91L94 90V89H96ZM113 85H118V84H113ZM130 85V84H129ZM147 85H145V87L147 86ZM150 85H153L154 86V84H152V82L150 83ZM168 85V84H167ZM30 86V85H29ZM39 86V85H38ZM82 86V85H81ZM84 86V85H83ZM87 87H88V84L86 85ZM96 86V85H95ZM136 86V85H135ZM39 87H41V86H39ZM101 87V86H100ZM148 87H150L149 85H148ZM147 87V88H148ZM159 87H161V89H165L166 87H165V83H164V85L163 86H159ZM169 87V86H168ZM167 87V88H168ZM68 89H69V87H67ZM66 88V89H67ZM86 88V87H85ZM116 87L114 86V88H113V90H112V88H110V91L112 90V91H114V89H115ZM131 88H133V86L131 85ZM136 88V87H135ZM144 88V87H143ZM142 88V89H143ZM171 88V87H170ZM65 89V90H66ZM67 89V90H68ZM71 89V88H70ZM86 89H88V88H86ZM86 89H83L84 90V93L86 92ZM102 89V88H101ZM100 89V90H101ZM145 89V90H144ZM143 89V92H145V91H148L146 88H144ZM153 89H154V87H153ZM155 89H156V87H155ZM160 89V91H162ZM12 90H14V89H12ZM43 90V89H42ZM129 90V92H130V89H128ZM135 90V89H134ZM166 90V89H165ZM169 90H171V89H169ZM168 90V91H169ZM11 91V90H10ZM70 91V90H69ZM96 91H98L97 89L94 91V94H95V92ZM136 91H138V90H136ZM150 91H152L151 90V88H150ZM154 91V90H153ZM178 91V93L177 94H181L180 92ZM186 91V90H185ZM18 91H16V93H17ZM41 92V91H40ZM103 92V90H101V93ZM119 92V91H118ZM117 92V93H118ZM11 93H13L12 91H11ZM16 93H13V94H16ZM26 93H29V92H26ZM25 93V94H26ZM31 93V92H30ZM72 96H73V94H74V92H73V90H72ZM97 94H98V92H96ZM117 93H112V94H115L114 96H116L117 95ZM120 93V92H119ZM121 93H122V91H121ZM132 93V96H133V93H134V91L133 92H131ZM130 93V94H131ZM137 93V92H136ZM168 93L170 94V96L171 97H169V95H168ZM24 94V97L26 96ZM88 94V93H87ZM97 94H95V96L96 97H98V95ZM111 94V93H110ZM138 94V93H137ZM157 94V93H156ZM21 95V94H20ZM76 95V94H75ZM74 95V96H75ZM101 95H103V94H101ZM101 95H99V99H98V101H100L101 102V100L103 101V103L101 104V105H103V114H104V112L106 111V109L104 108V106H105V104L107 105V107H110V104L108 105V103H105L106 102V99L104 100V98L102 99V96ZM121 95H123L124 96V94H121ZM121 95H119V98L120 99H122L123 101H124V97L122 98V96ZM141 95H143V93L141 94ZM146 95H149L148 93H146ZM145 95V96H146ZM166 95V94H165ZM167 98L169 97V98H172V94L170 93V92H167ZM17 96V95H16ZM28 96H29V94H28ZM33 96V95H32ZM86 96V95H85ZM92 97V94L91 95H89L88 96V98L90 99L91 97ZM101 96V97H100ZM105 95H103V97H104ZM121 96V97H120ZM130 96V95H129ZM144 96V97H145ZM181 96H179V97H181ZM185 97H187V95L185 94L184 95ZM188 96H190V95H188ZM36 97V96H35ZM54 97V96H53ZM68 97V96H67ZM107 97H108V95H107ZM149 96H147V98H148ZM155 97H157V96H155ZM158 97H159V94H158ZM20 98V97H19ZM32 98V97H31ZM31 98H29V99H31ZM45 98V97H44ZM56 98V97H55ZM78 98V96H75V99H77ZM130 98V97H129ZM147 98H144V100L146 101H148V99ZM151 98H154L153 96L151 97ZM151 98H150V100H151ZM21 99V98H20ZM23 99V98H22ZM26 99V98H25ZM25 99H24V101H25ZM71 99H73V98H71ZM109 99H112L111 97L110 98H108V100ZM118 99V98H117ZM120 99H118V101L120 100ZM127 99V98H126ZM130 99H133L132 97L130 98ZM143 99V98H142ZM141 99V100H142ZM155 99V98H154ZM158 99V98H157ZM27 100V99H26ZM57 100V99H56ZM90 100H93V99H90ZM114 100V99H113ZM128 100V99H127ZM172 100H173V98H172ZM89 101V100H88ZM109 101H112V100H109ZM121 101V100H120ZM131 101V100H130ZM129 101V102H130ZM137 101V100H136ZM135 100L134 101H132V103L131 104H133V102L135 103L136 102ZM146 101V102H147ZM168 101H171L170 99L168 100ZM19 102H21L20 100H19ZM18 102V103H19ZM22 102H23V100H22ZM22 102H21V104H22ZM26 102V101H25ZM25 102H23L24 103V105L26 106L27 104H29V102H28V100H27V102L28 103H25ZM30 102H33V101H30ZM36 102V101H35ZM38 102V101H37ZM46 102V101H45ZM80 102V101H79ZM138 102V101H137ZM150 102V101H149ZM148 102V103H149ZM152 102V101H151ZM158 102H160L159 100H158ZM171 102H173V103H176L175 101H171ZM58 103V102H57ZM90 103H91V101H90ZM145 103V102H144ZM198 103H196L197 105H198ZM8 104V103H7ZM33 104V103H32ZM36 104V103H35ZM47 104V103H46ZM60 104V103H59ZM87 103H85V105H86ZM113 104L114 103H112V107H113ZM115 104H116V101H115ZM114 104V105H115ZM121 104H122V102H121ZM120 103H119V105H121ZM131 104H129L128 106H130ZM158 104V103H157ZM185 104V103H184ZM193 104H195V103H193ZM19 105V104H18ZM18 105H16V107L18 106ZM24 105H20V107H21V109H22V107L24 106ZM30 105V104H29ZM38 105H39V103H38ZM62 105L64 106L63 108H65L66 106L62 103ZM62 105L60 104V106H61V109H62ZM80 105V104H79ZM142 105H144V104H142ZM149 105H150V103L148 104V105H146V107L148 106L149 107ZM159 105V104H158ZM183 105V104H182ZM24 106V107H25ZM31 106V105H30ZM29 106V107H30ZM32 106H34V105H32ZM44 106V105H43ZM90 106V105H89ZM91 106H93V105H91ZM100 106V105H99ZM117 106H118V104H117ZM122 106V105H121ZM160 106V105H159ZM173 106H175V104H173ZM186 107L188 106L189 107V105H185ZM201 106L199 107V108H201ZM19 107V106H18ZM23 107V108H24ZM27 107V106H26ZM25 107V108H26ZM46 107V106H45ZM69 107V106H68ZM75 107H77V106H73L72 108H70V109H73L74 110V113H75V111L77 110V109H75ZM80 107V106H79ZM83 107H84V104H83ZM111 107V108H112ZM116 107V106H115ZM131 107V106H130ZM130 107H127V108H130ZM142 107V106H141ZM176 107V106H175ZM174 107V108H175ZM177 107H179L178 106V104H177ZM181 107V106H180ZM5 108H6V106H5ZM4 108V109H5ZM24 108V109H25ZM33 108H35L36 109V107H33ZM38 108H40L39 109V111H41V107L39 106ZM37 108V109H38ZM110 108V109H111ZM134 107H132V109H133ZM136 108H138V106H135V109L133 110L134 112H136V110H138V109H136ZM152 108V107H151ZM150 108V109H151ZM185 108V107H181V109H180V111H182L181 113L183 114V109ZM197 108L198 107H196V110H197ZM6 109H9V107L8 108H6ZM5 109V110H6ZM11 109V108H10ZM18 110H19V108H17ZM20 109V110H21ZM24 109H23V111H24ZM28 108H26V110H27ZM36 109V110H37ZM46 109H48V108H46ZM66 109V108H65ZM85 109H86V107H85ZM104 109H105V111H104ZM110 109H108V110H110ZM115 109V108H114ZM114 109H113V111H114ZM119 109V108H118ZM141 109V108H140ZM148 109V108H147ZM202 109V108H201ZM201 109H198V110H200L201 111ZM36 110H34V111H36ZM52 110V109H51ZM51 110H50V113H51V115H53V111L54 110H52V112H51ZM67 110H68V108H67ZM88 110V109H87ZM86 110V111H87ZM95 110V109H94ZM108 110H107V112H108ZM121 110V109H120ZM120 110H116L117 112L118 111H120ZM128 110H130V109H128ZM160 110H162V108H160ZM178 109H176V111H177ZM186 110V109H185ZM4 111V110H3ZM8 111V110H7ZM13 111H15V110H13ZM12 111V112H13ZM30 111V110H29ZM33 110L31 111V112H34ZM39 111H37V112H39ZM44 111H47V110H44ZM70 111V110H69ZM86 111H83L82 113H84L83 114V118L84 117H87V116H85V114H87L86 113ZM91 111V113L93 112L92 110H90ZM96 111V110H95ZM94 111V112H95ZM112 111V112H113ZM132 111V110H131ZM132 111V112H133ZM139 111V110H138ZM142 111V110H141ZM141 111H139L137 114H135L134 112V114L137 116V117H140L141 118V116L143 115V114H145V113H147V111L145 112V113H141L142 115L141 116H138V114L141 112ZM148 111H150L149 109H148ZM157 111H159V110H157ZM156 111V112H157ZM175 111V110H174ZM175 111V112H176ZM179 111V112H180ZM189 111V110H188ZM194 111H195V109H194ZM193 111V113H195ZM5 112V111H4ZM12 112H8L7 114H9L10 113V116H11V113ZM24 112H26V117H27V114H28V112L27 111H24ZM49 112V111H48ZM68 112V111H67ZM98 112H102V110H100V111H96V113H98ZM106 112V113H107ZM117 112H115V114H117L118 115V113ZM122 112V111H121ZM132 112H129V113H131L130 115H132ZM174 112V113H175ZM189 112H192V111H189ZM2 112H0V114H1ZM17 114H18V112H16ZM16 113H15V115H16ZM20 113V112H19ZM22 113V112H21ZM30 113V112H29ZM40 113H42V112H40ZM44 113V112H43ZM47 113V112H46ZM73 113V114H74ZM109 113H110V111H109ZM108 113V114H109ZM114 113V112H113ZM123 113V112H122ZM149 113V112H148ZM147 113V114H148ZM178 113V112H177ZM197 113H198V111H197ZM202 113H204V112H202ZM12 114H14V112L12 113ZM22 114H24V113H22ZM34 114V113H33ZM67 114V113H66ZM80 114H81V112H80ZM89 114V113H88ZM107 114V115H108ZM115 114H113L114 116H112V115H109V116H107V118L109 117H112V118H115L116 119V122H115V120H114V123H117V122H119L118 121V119H117V116L115 115ZM119 114H121V113H119ZM133 114V115H134ZM149 114H151V113H149ZM5 115V114H4ZM15 115H13L12 117H18L17 115L15 116ZM19 115V114H18ZM37 117L40 115H37V114H35ZM42 115V114H41ZM46 114L44 113V116H45ZM49 115V114H48ZM82 115V114H81ZM140 115V114H139ZM184 115V114H183ZM183 115H182V117H183ZM189 115V114H188ZM20 116H22V115H20ZM34 116V115H33ZM36 116H34V117H36ZM68 116V115H67ZM66 116V117H67ZM145 116V115H144ZM147 116V115H146ZM157 115H155L154 117H152V118H155ZM175 116H176V114H175ZM197 116V115H196ZM6 118H8L7 116H5ZM23 117H24V115H23ZM25 117V118H26ZM33 117V118H34ZM53 117L55 118V116L53 115ZM53 117H51L50 116V119H53ZM73 117V116H72ZM72 117H71V119H72ZM88 117H90V116H88ZM87 117V118H88ZM91 117H93L92 115H91ZM104 117V116H103ZM122 117V120L124 121V120H126L125 118H126V116L124 117V119H123V116H121ZM165 117H167L166 116V114H165ZM172 117V116H171ZM195 117V115L193 116V118ZM3 118H4V116H3ZM21 118V117H20ZM20 118H15L16 119V121H17V119H19V121H20ZM38 118H40V117H38ZM49 118V117H48ZM68 118V117H67ZM96 118H98V115L96 116ZM105 118H106V115H105ZM145 118V117H144ZM157 118L158 117H156L155 118V120H157ZM161 118H164V117H161ZM168 118H170V117H168ZM184 118H185V116H184ZM14 119V118H13ZM28 119V118H27ZM29 119H30V117H29ZM41 119V118H40ZM40 119H38L39 120V122L38 123H36V124H39L41 121H40ZM43 119V118H42ZM57 119H58V117H57ZM91 119V118H90ZM94 119H95V117H94ZM101 118H99V120H97L96 121V125H98V123H101L100 120ZM142 119H143V117H142ZM167 119V118H166ZM171 119V118H170ZM169 119V120H170ZM5 120V119H4ZM23 120V119H22ZM37 120V121H38ZM44 120V119H43ZM42 120V122H45V121H43ZM55 120H56V118H55ZM69 120H70V118H69ZM73 120V119H72ZM105 120V119H104ZM108 120V119H107ZM110 120L111 119H109V122H108V124L107 125H109V123H112V122H110ZM147 120H153V119H151L150 117L147 119ZM146 120V121H147ZM168 119H167V121H169ZM191 120H193L192 118H191ZM9 120H7V122H8ZM83 121V120H82ZM85 121V120H84ZM88 122H89V119L87 120ZM92 121V120H91ZM142 121V120H141ZM141 121H140V123H141ZM5 122V121H4ZM26 122H30V120L29 121H26ZM41 122V123H42ZM106 122V121H105ZM104 122V123H105ZM143 122V124H144V121H142ZM165 122V121H164ZM186 122H188V120L186 121ZM203 122H200L201 124H203ZM31 123H32V121H31ZM86 123V122H85ZM89 123H91V122H89ZM92 123L94 124V122L92 121ZM150 123V122H149ZM157 123V122H156ZM155 123V124H156ZM159 123V122H158ZM170 123H171V120H170ZM12 124V123H11ZM26 124V123H25ZM35 124V123H34ZM33 124V125H34ZM35 124V125H36ZM118 124V123H117ZM160 124V123H159ZM172 124V123H171ZM188 124H189V122H188ZM30 124H28V126H29ZM32 125V124H31ZM32 125V126H33ZM102 125V124H101ZM113 125V124H112ZM111 125V127H113ZM115 125V124H114ZM122 125H124V124H122L121 123V121H120V123H119V129L121 130L122 128H121V126ZM138 125V124H137ZM136 125V128H138L139 129V127H140V125H138L137 126ZM146 125V123L143 125V126H145ZM148 125V124H147ZM166 125V124H165ZM164 125V126H165ZM190 125V124H189ZM9 126H11L10 124H9ZM32 126H29V127H27L26 129H27V131L29 130L28 128H30V127H32ZM130 126V125H129ZM133 126V125H132ZM143 126H142V128H143ZM151 126H154L153 124L152 125H149V126H146V127H151ZM173 126H174V124H173ZM12 127V126H11ZM14 127V126H13ZM109 127H110V125H109ZM110 127V128H111ZM155 127V126H154ZM157 127V126H156ZM163 127V126H162ZM160 128L161 130L163 129L164 130V127L163 128ZM170 127L171 126H169L168 127V130H172V129H170ZM181 127V126H180ZM96 128V127H95ZM97 128H99V126H97ZM96 128V129H97ZM109 128V129H110ZM133 128V127H132ZM131 128V129H132ZM135 128V127H134ZM135 128V129H136ZM147 128V129H148ZM172 128V127H171ZM173 128H175V127H173ZM25 129V130H26ZM37 129V128H36ZM118 129V130H119ZM150 129V128H149ZM148 129V130H149ZM14 130H15V128H14ZM38 130V129H37ZM36 130V131H37ZM101 130V129H100ZM116 130V129H115ZM143 130H145V129H143ZM143 130H140L139 132V136H140V134L142 133L141 131H143ZM163 130L162 131H160V132H163ZM175 130V129H174ZM99 130H97V132H98ZM123 131H124V129H123ZM123 131H120V132H123ZM133 131V130H132ZM136 131V130H135ZM38 132V131H37ZM36 132V133H37ZM144 132V131H143ZM149 132H151V131H149ZM148 132V133H149ZM158 131H156L155 132V134L157 133ZM172 132H177L176 130L175 131H172ZM25 133H27V132H25ZM99 134H101V131L100 132H98ZM104 133V132H103ZM113 134H114V129H113V132H112ZM135 132H133V134H134ZM179 133V132H178ZM181 133H183V132H181ZM28 134V133H27ZM118 134H119V132H118ZM125 134V136L127 135L126 133H123V135ZM131 134H132V132H131ZM172 134V133H171ZM20 135H23V133L22 134H20ZM34 135V134H33ZM122 135V136H123ZM137 135V136H138ZM152 135V134H151ZM24 136V135H23ZM98 136H103V134H101V135H98ZM112 135H111V131H110V134H109V137H111ZM121 135H120V137H122ZM125 136H123V138L125 137ZM138 136V138H142V137H144V135L143 136H141V137H139ZM174 136H175V134H174ZM22 137V136H21ZM26 137H28V135L26 136ZM126 137H130L129 135L128 136H126ZM125 137V138H126ZM134 137V136H133ZM152 137V136H151ZM151 137L149 138V135H148V138L147 139H151ZM77 138V137H76ZM100 138V137H99ZM112 138H114L113 140L115 141V138H116V136L114 137H111L110 139H112ZM118 138V137H117ZM117 138H116V140H117ZM122 138V140H121V138H120V140L122 141L121 142V144L123 143V139ZM157 138V137H156ZM159 138H161V137H159ZM163 138V137H162ZM169 138V137H168ZM20 139V138H19ZM30 139V138H29ZM95 139V138H94ZM103 139H105V137H102V139H100L99 141H101V142H103L102 140ZM107 139H109V138H107ZM137 139V138H136ZM146 139V141H148ZM174 139V138H173ZM176 139H178V137L176 138L175 137V139L174 140H176ZM192 139H193V137H192ZM191 139V141L192 142H194V139L192 140ZM22 140V139H21ZM25 140V139H24ZM46 140V139H45ZM44 140V141H45ZM89 140H91V139H89ZM93 140V139H92ZM138 140V139H137ZM143 140V141H142ZM167 139H165L164 141H166ZM19 141V140H18ZM43 141V142H44ZM47 141H48V139H47ZM88 141V140H87ZM94 142H96L97 143V140H93ZM93 141H91V142H93ZM98 141V144H100L101 145V143ZM108 141H111V140H108ZM125 141V140H124ZM134 140H132V144H134L136 141H134ZM150 141V140H149ZM149 141H148V145L150 144L149 143ZM151 141H152V139H151ZM150 141V142H151ZM158 141V140H157ZM160 141V140H159ZM172 141V140H171ZM170 141V139H169V142H171ZM177 141L178 140H176V142H175V144L177 143ZM186 141V140H185ZM15 142H17V141H15ZM29 142V141H28ZM90 141L89 142H87V143H91ZM93 142V143H94ZM104 142H106V140H104ZM117 142H118V140H117ZM115 143V145L116 144H118V143ZM140 142H145V139H141V141ZM167 142L168 141H166L165 142V144H167ZM168 142V144H170ZM31 143H33V142H31ZM82 143H84L85 144V141L84 142H82ZM91 144V146H89V149L88 150H90V147H92L94 144ZM124 143H126V142H124ZM123 143V144H124ZM174 143V141L172 142V144ZM180 143H181V141H180ZM179 143V144H180ZM187 143V142H186ZM195 143V142H194ZM21 144V143H20ZM26 144V143H25ZM28 144V143H27ZM37 144H38V142H37ZM73 144H75V146H76V143L75 142H73ZM83 144V145H84ZM103 144V143H102ZM105 144V143H104ZM103 144V145H104ZM106 144L110 147H112V143L110 142H106ZM105 144V145H106ZM131 144V145H132ZM137 144L139 145L140 144V146L142 145L141 143H138L137 142ZM143 144H145V143H143ZM153 144V143H152ZM152 144L151 145H149L150 147V149H152L153 150V146H152ZM156 144H158V143H156ZM8 145H12V144H8ZM7 145V146H8ZM29 145H31L30 143H29ZM40 145H41V143H40ZM47 145V144H46ZM45 145V146H46ZM49 145V144H48ZM81 144H80V142H79V147H81L80 146ZM87 145V144H86ZM85 145V146H86ZM102 145V148H104V146ZM106 145V146H107ZM127 145V144H126ZM129 145V144H128ZM147 145V146H148ZM171 145V144H170ZM169 145V146H170ZM186 145V144H185ZM197 144L195 143V145H194V147L196 146ZM8 147L9 148V150H10V148L12 147ZM14 146V145H13ZM16 146H18V144L17 145H15L14 147H16ZM32 146V145H31ZM38 146V145H37ZM36 146V147H37ZM44 146V145H43ZM45 146L44 147H41V148H39V146H38V148L39 149H43V148H45ZM50 146V145H49ZM49 146H48V149H50L49 148ZM85 146H84V148H85ZM105 146V147H106ZM114 146V145H113ZM135 146V145H134ZM172 146H175L174 144L172 145ZM188 146V145H187ZM18 147H21V145H19ZM36 147H35V149H36ZM116 147V146H115ZM117 147H118V149H119V146L117 145ZM125 147H127V146H125ZM129 147H130V145H129ZM128 147V148H129ZM138 147V146H137ZM136 147V148H137ZM153 147V148H152ZM159 147H161L159 144H158V146L157 147H155L156 149L157 148H159ZM175 147H177V145L175 146ZM175 147H173V149L175 148ZM184 146H182L181 148H183ZM3 148H6V147H3ZM22 148V150L19 152V155H22L21 154V152L22 151H24L23 150V147H21ZM30 146L27 148L29 151H30V149L32 148H30ZM38 148H37V150H38ZM47 148V147H46ZM73 149H74V147H72ZM71 148V149H72ZM99 148H101L100 146H99ZM121 148V147H120ZM139 148V147H138ZM189 148V147H188ZM197 148V147H196ZM12 149H13V147H12ZM11 149V150H12ZM20 149V148H19ZM25 149V148H24ZM33 149H34V146H33ZM77 149V148H76ZM97 149H98V147H97ZM112 149V148H111ZM118 149H115V150H118ZM122 149V148H121ZM133 149H135V148H133ZM140 149V148H139ZM145 149V148H144ZM143 149V150H144ZM156 149H154V150H156ZM162 149V148H161ZM177 149V148H176ZM14 150V149H13ZM26 150V149H25ZM28 150H26V151H28ZM45 149H43V150H41V151H44ZM79 150V148L77 149V151ZM83 150V149H82ZM84 150H86V149H84ZM83 150V151H84ZM95 151H96V149H94ZM99 150V149H98ZM114 150V149H113ZM112 150V151H113ZM120 150V149H119ZM129 151H130V149H128ZM143 150H141V152L143 151ZM147 150H149V149H145V151H147ZM151 150V151H152ZM158 150V149H157ZM177 150H180V148L179 149H177ZM189 149H187V151H188ZM2 151V150H1ZM5 151V150H4ZM15 151H17L16 153H15V155L16 154H18V150L16 149ZM15 151H13V152H15ZM25 151V152H26ZM40 151V152H41ZM45 151H47V150H45ZM48 151H51V150H48ZM72 151V150H71ZM71 151H69L70 152V154H71ZM87 151V150H86ZM103 152H104V150H102ZM111 151V152H112ZM126 152H127V150H125ZM136 152H137V154H138V152H139V150H135ZM134 151V152H135ZM150 151V150H149ZM161 151V150H160ZM162 151H164V149L162 150ZM161 151V152H162ZM168 151V150H167ZM8 152V151H7ZM39 151H37V153L36 154H38V153H40ZM52 152V151H51ZM55 151L53 150V153H54ZM89 152V151H88ZM88 152H85L84 154H86L87 153V155L88 154H91L90 156H89V158L93 155V153L94 152H92L91 153V151H90V153H88ZM97 152V151H96ZM100 152H101V150H100ZM103 152H101V153H103ZM177 152V151H176ZM29 153V152H28ZM28 153L27 154H25V156L26 155H28ZM42 153V152H41ZM47 153L48 152H46V155H47ZM50 153V152H49ZM57 153V152H56ZM56 153H54V155H56ZM79 153V152H78ZM81 153V152H80ZM80 153L78 154L79 156H80ZM83 153V152H82ZM81 153V154H82ZM101 153H98V154H101ZM114 153H116V152H114ZM113 153V154H114ZM123 153V152H122ZM140 153V152H139ZM144 153V152H143ZM148 153H150V152H147V154ZM165 153H166V151H165ZM14 154V153H13ZM30 154V153H29ZM35 154V155H36ZM43 154V153H42ZM42 154H40V156L42 155ZM45 154V153H44ZM51 154V153H50ZM49 154V155H50ZM95 154V153H94ZM97 154V153H96ZM97 154V155H98ZM111 154V153H110ZM146 154V153H145ZM145 154H144V156H145ZM155 154H157V153H154V155ZM158 154L160 155L161 153L159 152V150H158ZM178 154V153H177ZM182 154V153H181ZM3 155V154H2ZM12 155V154H11ZM34 155V156H35ZM45 155V156H46ZM52 155V154H51ZM59 155V154H58ZM73 155V154H72ZM77 154H75V156H76ZM104 154H102V156H103ZM107 155H108V158H109V153L108 154H106V156H104V160L102 161V162H104L105 161V157H107ZM116 155H117V153H116ZM116 155L114 154V156L116 157ZM128 155V154H127ZM139 155H142L141 153L139 154ZM153 154H152V152H151V154H150V156H152ZM188 155H189V153H188ZM18 156V155H17ZM17 156H13V157H11V160H10V163H12L11 161H14L15 159H13L12 160V158H14V157H17ZM24 156V155H23ZM29 156V155H28ZM27 156V157H28ZM45 156H41L42 158L44 157L45 158ZM65 156V155H64ZM70 156L71 155H69V157L68 156H65V157H63V158H70ZM78 156V157H79ZM86 156V155H85ZM99 156V155H98ZM101 156V155H100ZM99 156V157H100ZM113 156V157H114ZM121 157H122V155H120ZM119 156V157H120ZM131 156H132V154H131ZM143 156V155H142ZM149 156V155H148ZM149 156V157H150ZM174 156V155H173ZM4 157V156H3ZM36 157V156H35ZM49 157V156H48ZM72 157H74V156H72ZM87 157V156H86ZM111 157H112V155H111ZM112 157V158H113ZM127 157V156H126ZM135 156H133L132 158H134ZM147 157V160H150L151 161V158L152 157ZM159 156H154V158H152L153 160H155V158H158ZM163 157V156H162ZM180 157V156H179ZM24 158V157H23ZM31 158V157H30ZM32 158H33V156H32ZM38 158H39V156H38ZM62 158V159H63ZM85 158V157H84ZM83 158V159H84ZM97 158V157H96ZM95 158V159H96ZM118 158V157H117ZM116 158V160H118ZM138 158H140V156L138 157ZM144 158V157H143ZM142 158V159H143ZM149 158V159H148ZM159 158H161V157H159ZM158 158V159H159ZM176 158V157H175ZM174 157H173V160L175 159ZM17 159H19V157L17 158ZM16 159V160H17ZM37 158H35V160H36ZM40 159V158H39ZM47 159H49V158H47ZM47 159H44V160H46V162H50V161H48ZM54 159V158H53ZM56 159V158H55ZM54 159V160H55ZM72 159V158H71ZM74 159L75 158H73L72 160L74 161ZM77 159H80V157L79 158H77ZM77 159H75L76 161H74L75 163H79V161L77 160ZM92 159H94V158H92ZM95 159H94V161H95ZM107 159V158H106ZM110 160H111V158H109ZM158 159H156V161L158 160ZM5 160V159H4ZM29 160V159H28ZM38 160V159H37ZM67 160V159H66ZM86 162L87 161H89L88 159L86 160V158L84 159ZM97 160V159H96ZM110 160H107V161H109L110 162ZM116 160H114V161H116ZM126 160H127V158H126ZM141 160V159H140ZM140 160H138V162L140 161ZM147 160H145L144 159V161L143 162H145V161H147ZM161 160V159H160ZM163 160V159H162ZM161 160V161H162ZM164 160H167V159H164ZM168 160H169V158H168ZM20 163L22 162V161H24V160H22L21 159V157H20ZM27 161V160H26ZM63 162H65L64 161V159L62 160ZM68 162H69V159L67 160ZM78 161V162H77ZM83 161V160H82ZM119 161H121V160H119ZM119 161H117V162H115V163H118ZM124 161V160H123ZM141 161V162H142ZM159 161V160H158ZM160 161V162H161ZM170 161V160H169ZM176 160H174V161H172L173 163H176L175 162ZM25 162V161H24ZM37 162V161H36ZM45 161L43 162V163H41L40 165L42 166V164H44V163H46ZM68 162H67V164H68ZM81 162V161H80ZM84 162V161H83ZM83 162H82V164H83ZM85 162V163H86ZM97 162L98 163H100L101 161H99V160H97ZM97 162H96V164H97ZM106 162V161H105ZM108 162V164H110ZM113 162V161H112ZM122 162V161H121ZM130 162H131V159H130ZM130 162H129V164H130ZM133 162V161H132ZM136 162V161H135ZM134 163V164H139V163H141V162H139V163ZM153 162V161H152ZM14 163V162H13ZM19 163V162H18ZM18 163H16V161H15V163H14V165L16 164H18ZM27 163H28V161H27ZM26 162L24 163V164H27ZM29 163H31L30 161H29ZM28 163V164H29ZM39 163H40V160H39ZM51 163V162H50ZM88 163V162H87ZM92 163V162H91ZM95 163V162H94ZM94 163H92V164H94ZM147 163V162H146ZM146 163H144V164H146ZM156 163V162H155ZM155 163H154V165H153V167L155 166ZM171 163V162H170ZM0 164H1V162H0ZM3 164V163H2ZM6 164V163H5ZM9 164V163H8ZM23 164V163H22ZM33 164V163H32ZM54 164V163H53ZM71 164H73L72 162H71ZM90 164V163H89ZM88 164V165H89ZM104 164H106V163H104ZM119 164V163H118ZM143 164V165H144ZM148 164V163H147ZM153 164V163H152ZM151 164V165H152ZM166 164V163H165ZM177 165H178V163H176ZM45 165V164H44ZM43 165V166H44ZM60 165V164H59ZM63 165H64V163H63ZM77 165V164H76ZM81 165V164H80ZM79 164H78V166H79V168L81 167ZM86 165V164H85ZM142 165V167H144V166H146V165H144L143 166ZM150 165V164H149ZM149 165H147V168L146 167H144V168H146V170L147 171H152L151 169L150 170H148V167L150 168V166ZM156 165H158V162H157V164ZM180 165V164H179ZM19 166V165H18ZM25 166V165H24ZM34 166V165H33ZM32 166V168H34V169H36V167L37 166H34L33 167ZM65 167H66V165H64ZM110 166V165H109ZM117 166V164L114 166V167H116ZM129 166V165H128ZM127 166V167H128ZM159 166V165H158ZM157 166V167H158ZM164 166V165H163ZM163 166H159V167H161L159 170H163ZM166 166V165H165ZM20 167V166H19ZM23 167V166H22ZM29 167V166H28ZM55 167V166H54ZM59 167V166H58ZM77 167V166H76ZM85 167H87L88 168V166H85ZM93 168H95V165H93L92 166ZM113 167V168H114ZM123 167V166H122ZM121 167V168H122ZM156 167V166H155ZM153 168V169H157V168ZM158 167V168H159ZM15 168V167H14ZM25 168V167H24ZM27 168V167H26ZM38 168V167H37ZM45 168H46V166H45ZM48 168V167H47ZM55 168H57V167H55ZM60 168L61 167H59V170H60ZM79 168H78V170H79ZM101 168V170H102V167H99V169ZM108 168V167H107ZM129 168V167H128ZM165 168V167H164ZM173 168V167H172ZM171 168V169H172ZM29 169H30V167H29ZM77 169V168H76ZM76 169H75V171H76ZM112 169V168H111ZM111 169H109L108 168V170H109V172H110V170ZM133 169H134V167H132V173H133V175H135L136 174V172H135V174H134V171H133ZM136 170H137V168H135ZM8 170V169H7ZM25 170V169H24ZM47 170V169H46ZM45 170V171H46ZM58 170V171H59ZM62 170V169H61ZM65 170H66V168H65ZM64 170V171H65ZM70 170V169H69ZM72 170H74L73 168H72ZM77 170V171H78ZM83 170H85V168L83 169ZM83 170H81V171H83ZM95 170H97L96 168H95ZM100 170V171H101ZM108 170L106 171V172H108ZM113 170V169H112ZM128 170V169H127ZM145 169H144V171H143V169H142V172H147ZM158 170V169H157ZM156 170V171H157ZM17 171H18V168H17ZM30 171V170H29ZM32 171V170H31ZM38 171H39V169H38ZM57 171V170H56ZM57 171V172H58ZM71 171V170H70ZM90 171H91V169H90ZM90 171H88V173L90 172ZM138 171V170H137ZM155 171V170H154ZM164 171V170H163ZM162 171V172H163ZM175 171H176V169H175ZM174 171V172H175ZM12 172H14V171H12ZM66 172H68V171H66ZM87 172V171H86ZM101 172H103L104 173V171H101ZM112 172V171H111ZM119 172V171H118ZM117 172V173H118ZM131 172V169H130V171H129V173ZM139 172V171H138ZM137 172V173H138ZM141 172V173H142ZM149 172V173H150ZM164 172H167V170L166 171H164ZM171 172V171H170ZM174 172H172V173H174ZM22 173H23V171H22ZM21 173V174H22ZM35 173V172H34ZM60 173V172H59ZM59 173L57 174V176L59 175ZM65 173V172H64ZM78 173H79V171H78ZM92 173H93V171H92ZM95 173H96V171H95ZM102 173V174H103ZM124 173H126V172H124ZM129 173H127V174H129ZM148 173V172H147ZM152 173H153V171L150 173L151 175H152ZM21 174H19V175H21ZM24 174V173H23ZM26 174V173H25ZM37 174V173H36ZM67 173H65V175H66ZM69 174H71V172L70 173H68L67 175L68 176H66L67 178H70L69 176ZM72 174H73V172H72ZM75 174V173H74ZM76 174H77V172H76ZM75 174V175H76ZM80 174H82L81 172H80ZM84 174H86V173H84ZM83 174V175H84ZM90 174V173H89ZM89 174H87V175H89ZM101 174V175H102ZM104 174H106V173H104ZM122 174V173H121ZM126 174V175H127ZM160 174V173H159ZM163 174H165V173H163ZM178 174V175H179ZM1 175H2V173H1ZM14 175V174H13ZM35 175V174H34ZM49 175V174H48ZM65 175H63V176H65ZM82 175V176H83ZM114 175H115V173H114ZM119 175V179L121 178V176H123V175H125V174H122L121 176H120V174H118ZM125 175V176H126ZM133 175H131L132 177H130V175H127V176H129L127 179H129V178H133ZM137 175V174H136ZM178 175H176V177L178 176ZM30 176V175H29ZM81 176V177H82ZM103 176H107V175H103ZM112 176V175H111ZM161 176H163L162 174H161ZM33 177H35V176H33ZM53 177V176H52ZM60 177H62V176H60ZM84 177V176H83ZM81 178V179H78V181L80 180V181H82L84 178ZM90 177V176H89ZM136 177V176H135ZM138 177V176H137ZM136 177V178H137ZM144 177V176H143ZM164 177V176H163ZM176 177H173V179L174 178H176ZM16 178V177H15ZM37 178H38V176H37ZM66 178V179H67ZM74 178V177H73ZM76 178V177H75ZM74 178V179H75ZM110 178V177H109ZM118 178V177H117ZM124 178V177H123ZM126 178V177H125ZM171 179H172V177H170ZM19 179V178H18ZM23 179V178H22ZM40 179V178H39ZM51 179V178H50ZM77 179V178H76ZM103 179V178H102ZM112 179V178H111ZM138 179H140V178H138ZM146 179H147V177H146ZM172 179V180H173ZM11 180V179H10ZM20 180V179H19ZM47 180V179H46ZM53 180V179H52ZM59 180V179H58ZM71 180V179H70ZM114 180H116V179H114ZM126 180V179H125ZM141 180H143V179H141ZM8 181H9V179H8ZM14 181V180H13ZM29 181V180H28ZM64 181H65V179H64ZM67 181H68V179H67ZM127 181V180H126ZM129 181H130V179H129ZM128 181V182H129ZM155 181V180H154ZM161 181V180H160ZM167 181H169L170 182V179L169 180H167ZM20 182V181H19ZM39 182V181H38ZM44 182V181H43ZM55 182V181H54ZM57 182V181H56ZM92 182H93V180H92ZM143 183L145 182V181H142ZM156 182V181H155ZM173 182V181H172ZM10 183V182H9ZM13 183V182H12ZM30 183V182H29ZM51 182H49L48 184H50ZM61 183V182H60ZM73 183L75 184V181H73ZM101 183H102V181H101ZM123 183V182H122ZM121 183V184H122ZM157 183V182H156ZM11 184V183H10ZM48 184H46V185H48ZM52 184H54V183H52ZM57 184V183H56ZM95 184H96V182H95ZM125 184H126V182H125ZM130 184V183H129ZM175 184H174V186H175ZM31 185V184H30ZM42 185V184H41ZM59 185V184H58ZM61 185V184H60ZM77 185V184H76ZM83 185H84V183H83ZM86 185V184H85ZM89 185V184H88ZM93 185V184H92ZM118 185H120V184H118L117 183V186ZM127 185H128V183H127ZM162 185V184H161ZM43 186V185H42ZM81 186V185H80ZM111 186L113 187V183L111 184ZM122 186V185H121ZM128 186H131V185H128ZM127 186V187H128ZM154 186H155V184H154ZM164 186V185H163ZM23 187V186H22ZM21 187V185H20V183H19V188L21 189L22 188ZM30 187V186H29ZM28 187V188H29ZM33 187H35V184H34V186ZM54 187H55V184H54ZM61 187V186H60ZM68 187V186H67ZM70 187H72V186H70ZM168 187H171V185H169ZM16 188V187H15ZM56 188V187H55ZM84 188H86V190H88L87 189V187L85 186ZM120 188V187H119ZM122 188V187H121ZM135 188V187H134ZM152 188V187H151ZM157 188H158V186H157ZM26 189H27V187H26ZM48 189V188H47ZM47 189H46V192H48L47 191ZM49 189H50V187H49ZM72 189V191H74V189L73 188H71ZM76 189V188H75ZM97 189V188H96ZM106 189V188H105ZM108 189V188H107ZM118 189V188H117ZM131 189H132V186H131ZM56 190H57V188H56ZM125 190V189H124ZM136 191H137V189H135ZM145 190V189H144ZM163 190V189H162ZM31 191V190H30ZM29 191V192H30ZM41 191H42V189H41ZM61 191V190H60ZM59 191V192H60ZM104 191V190H103ZM130 191H133V190H130ZM135 191V192H136ZM141 191V190H140ZM140 191H138V192H140ZM168 191V190H167ZM166 191V192H167ZM29 192H28V194H29ZM75 192V191H74ZM97 192H99V191H97ZM101 192V191H100ZM137 192V193H138ZM160 192V191H159ZM159 192H158V194H159ZM38 193V192H37ZM49 193V192H48ZM69 193V192H68ZM86 193H88V192H86ZM19 194V193H18ZM27 194V195H28ZM31 194V193H30ZM43 194V193H42ZM42 194H40V195H42ZM52 193H50V195H51ZM63 194V193H62ZM94 194H96V192L94 193ZM99 194V193H98ZM130 194V193H129ZM162 194V193H161ZM20 195H22V193L20 194ZM34 195V194H33ZM39 195V196H40ZM44 195V194H43ZM46 195V194H45ZM48 195L49 194H47V197H48ZM88 195V194H87ZM110 195V194H109ZM131 195V194H130ZM52 196V195H51ZM50 196V197H51ZM60 196H62V195H60ZM92 196V195H91ZM141 196V195H140ZM140 196H139V199H140ZM41 197V196H40ZM46 197V196H45ZM46 197V198H47ZM97 197V196H96ZM120 197H121V194H120ZM120 197H118V198H120ZM128 197H131V196H129L128 195ZM127 197V198H128ZM73 199H74V197H72ZM122 198V197H121ZM161 198V197H160ZM174 198H172L173 200H174ZM59 199V198H58ZM131 199H133V198H131ZM63 200V199H62ZM90 200V199H89ZM143 200V199H142ZM151 200V199H150ZM76 202H77V200H75ZM137 201H139V200H137ZM152 201H154V200H152ZM53 202V201H52ZM59 202V201H58ZM82 203H84L83 201H81ZM104 202V201H103ZM131 202V201H130ZM129 202V203H130ZM142 202H145V201H142ZM147 202V201H146ZM145 202V203H146ZM155 202V201H154ZM153 202V203H154ZM105 203V202H104ZM128 203V202H127ZM128 203V204H129ZM139 203H140V201H139ZM151 203V202H150ZM175 203H174V205H175ZM48 204V203H47ZM53 204H54V202H53ZM60 204V203H59ZM95 204V203H94ZM124 204V203H123ZM138 204V203H137ZM143 204V203H142ZM169 204V203H168ZM85 205V204H84ZM103 205V204H102ZM126 205V204H125ZM173 205V206H174ZM46 206H48V205H46ZM60 206V205H59ZM82 206V205H81ZM96 206V205H95ZM151 206H152V204H151ZM88 207V206H87ZM147 207V206H146ZM0 208H1V205H0ZM64 208V207H63ZM86 208V207H85ZM148 208V207H147ZM146 208V209H147ZM150 208V207H149ZM148 208V209H149ZM154 208V207H153ZM174 209H175V206L173 207ZM117 209V208H116ZM158 209L159 208H157V211H158ZM177 209V208H176ZM175 209V210H176ZM45 210V209H44ZM76 210V209H75ZM117 210H119V209H117ZM134 210V209H133ZM17 211V210H16ZM15 211V212H16ZM40 211V210H39ZM66 211V210H65ZM89 211V210H88ZM101 211V210H100ZM126 211V210H125ZM42 212V211H41ZM44 212V211H43ZM77 212V211H76ZM92 212V211H91ZM144 212V211H143ZM142 212V213H143ZM152 212V211H151ZM54 213H56V212H54ZM117 213H119V212H117ZM123 213V212H122ZM141 213V214H142ZM146 213H148L147 211H146ZM145 213V214H146ZM155 213V212H154ZM169 213V212H168ZM91 214V213H90ZM145 214H143V215H145ZM149 214V213H148ZM118 215H120V213L118 214ZM147 215V214H146ZM145 215V216H146ZM17 216V215H16ZM44 216L46 217V214H44ZM159 216V215H158ZM92 217V216H91ZM140 217H141V215H140ZM142 218H144V217H142ZM97 219H99V218H97ZM155 220H156V218H155ZM43 221V220H42ZM96 221V220H95ZM130 221V220H129ZM11 222V221H10ZM131 222V221H130ZM140 223H141V221H140ZM145 223V222H144ZM16 224V223H15ZM146 225V224H145ZM167 225V224H166ZM165 225V226H166ZM121 226V225H120ZM162 227H164L163 225H162ZM4 228H7L6 227V225L4 226ZM57 228V227H56ZM173 228V227H172ZM28 229V228H27ZM54 229V228H53ZM58 229V228H57ZM62 229L63 230H65L63 227H62ZM7 230V229H6ZM160 230V229H159ZM5 231V230H4ZM8 231L9 230H7L6 231V233H8ZM93 231V230H92ZM63 232L64 231H61V233L63 234ZM161 232V231H160ZM172 232V231H171ZM170 232V233H171ZM119 233V232H118ZM5 234V233H4ZM65 234V233H64ZM108 234V233H107ZM9 235V234H8ZM67 235V234H66ZM6 236V235H5ZM92 237H93V235H91ZM116 236H118V235H116ZM142 236V235H141ZM31 237V236H30ZM68 237V236H67ZM71 237L72 236H70V238H67V240H71ZM143 237V236H142ZM6 238V237H5ZM32 239H33V237H32ZM31 239V240H32ZM85 239V238H84ZM140 239V238H139ZM162 239V238H161ZM69 240V241H70ZM88 241H89V239H87ZM158 240V239H157ZM4 241V240H3ZM22 242H23V240H21ZM1 242H2V240H1ZM19 242H20V240H19ZM18 242V243H19ZM115 242V241H114ZM150 242V241H149ZM105 243V242H104ZM146 243V242H145ZM105 245V244H104ZM143 246V245H142ZM145 246V245H144ZM115 248V247H114ZM7 249V248H6ZM106 250V249H105ZM88 251V250H87ZM86 251V252H87ZM89 252V251H88ZM88 252H87V254H88ZM159 252H161V251H159ZM22 253V252H21ZM25 253V252H24ZM24 253H22V254H24ZM123 253H125V252H123ZM35 254V253H34ZM13 255V254H12ZM12 255H11V258H13L12 257ZM90 255V254H89ZM88 255V256H89ZM25 256H27V255H25ZM30 256V255H29ZM38 256H40L39 254H38ZM120 256V255H119ZM123 256V255H122ZM139 256V255H138ZM5 257H7V255L5 256ZM8 258V257H7ZM77 258V257H76ZM88 258H90V257H88ZM107 258V257H106ZM106 258H105V260H106ZM24 259V258H23ZM78 259H80V258H78ZM93 259V258H92ZM120 259H121V257H120ZM7 260V259H6ZM32 260V259H31ZM30 260V261H31ZM81 260V259H80ZM79 260V261H80ZM88 260H91V259H88ZM124 260V259H123ZM26 261V260H25ZM107 262H110V261H107ZM141 262V261H140ZM23 263V262H22ZM111 263V262H110ZM123 263V262H122ZM24 264V263H23ZM25 264H26V262H25ZM82 264H84V263H82ZM142 264V263H141ZM160 264V263H159Z\"/></svg>",
  "mask_w": 264,
  "mask_h": 264
}]
</instances>
